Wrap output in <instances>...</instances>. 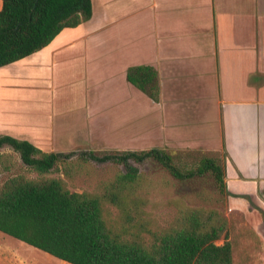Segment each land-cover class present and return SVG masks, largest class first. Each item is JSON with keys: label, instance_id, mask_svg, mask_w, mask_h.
<instances>
[{"label": "crops", "instance_id": "crops-1", "mask_svg": "<svg viewBox=\"0 0 264 264\" xmlns=\"http://www.w3.org/2000/svg\"><path fill=\"white\" fill-rule=\"evenodd\" d=\"M92 4L89 21L0 68V136L47 153L70 152L59 148L61 141L74 145L80 135L68 121L51 117L79 105L63 93L70 87L82 106L94 108L84 125L87 142L101 130L107 135L118 109L124 144L136 146L143 138L139 125L152 113L153 130L166 138L159 145L225 151L233 205L264 214V0ZM137 66L157 73L158 102L128 82V70ZM118 76L127 84L116 92ZM81 80L84 86L74 93ZM256 224L264 226V220Z\"/></svg>", "mask_w": 264, "mask_h": 264}, {"label": "trees", "instance_id": "trees-1", "mask_svg": "<svg viewBox=\"0 0 264 264\" xmlns=\"http://www.w3.org/2000/svg\"><path fill=\"white\" fill-rule=\"evenodd\" d=\"M0 68L47 47L64 29L76 28L93 15L92 0H2ZM127 80L159 101L157 73L148 66L131 67ZM23 164L37 174L10 177L0 186V232L69 264H234L229 222L214 209L178 205L166 227L148 218L142 178L132 165L153 161L178 182L211 174L227 192L225 160L203 158L196 168L182 169L161 148L96 154L85 161L111 162L126 168L99 192H72L77 168L74 151L44 152L29 141L0 136ZM226 158V153L224 151ZM2 157H0L1 159ZM82 164V163H80ZM63 177H50L54 171ZM223 240L222 245L217 242Z\"/></svg>", "mask_w": 264, "mask_h": 264}, {"label": "rangeland", "instance_id": "rangeland-1", "mask_svg": "<svg viewBox=\"0 0 264 264\" xmlns=\"http://www.w3.org/2000/svg\"><path fill=\"white\" fill-rule=\"evenodd\" d=\"M126 84L127 81L124 76L119 77L115 91L118 92V89L122 90L123 85ZM83 86V80H81L80 84H76L75 82L74 93H76L77 89L80 91ZM64 92L71 95V101H80L79 105L73 108V111L70 113H62L61 116L58 114L51 115L55 119V123L68 121L74 135H80V137L76 136L77 140L74 145L62 144L67 142V140H63L59 146L62 150H72L76 153L72 161H81L77 162L73 180H67L68 187L72 192H99V185L101 183L111 181L117 175L126 171L123 165L111 162H84L79 155L91 151L96 154H104L117 151H147L157 147L171 153L175 163L182 169L196 168L200 161L206 157L225 160L224 153L159 145V143L162 144V141H166V138L163 139L157 130H153L155 124L152 123V113H146L143 122L139 125L143 138L139 140L140 144L136 146L124 144V140L122 139L123 129L118 109H114L115 113L111 114L110 129L106 130L107 135L104 136L103 130H101L99 137L87 142L86 139L82 138L83 133L87 132L84 125L93 114L92 110L94 108L91 104H88L86 107L82 106L83 99L73 94L70 87L63 90ZM92 101L94 102L93 99H90L88 102ZM98 117L99 114H96V124L99 123ZM99 132L98 130V134ZM66 135H70V133L66 132ZM0 157H2L0 159V186L10 177L19 174H26L31 178L37 177L36 173L30 171L23 164L20 155L14 152L12 148L8 146L0 148ZM132 165L137 167L141 175H143L141 193L148 200L145 211L151 221H154L159 226H168L178 213V205L217 210L229 222V240L233 243L234 247V264H264V226L260 227L256 224L260 220H264L262 212L250 211V213H244L235 208L231 200L233 196L231 190L228 188L226 193H221L211 174L188 182H178L159 164L153 161L144 164L132 163ZM63 176V173H60V169L50 175V177ZM223 242V240H220L217 244L222 245ZM0 264L69 263L0 232Z\"/></svg>", "mask_w": 264, "mask_h": 264}]
</instances>
